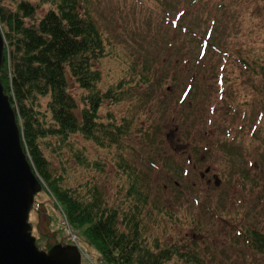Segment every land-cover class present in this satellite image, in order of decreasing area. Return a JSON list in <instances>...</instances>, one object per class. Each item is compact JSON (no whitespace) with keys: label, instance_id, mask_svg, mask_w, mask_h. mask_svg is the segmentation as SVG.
I'll list each match as a JSON object with an SVG mask.
<instances>
[{"label":"rangeland","instance_id":"rangeland-1","mask_svg":"<svg viewBox=\"0 0 264 264\" xmlns=\"http://www.w3.org/2000/svg\"><path fill=\"white\" fill-rule=\"evenodd\" d=\"M79 1L105 42L94 63L98 88L121 83L100 120L127 123L128 134L109 148L79 135L59 148L49 138L41 149L50 171L84 197L95 186L105 203L128 212L122 201L133 168L147 196L138 229L148 245L193 250L206 264H264L249 243L251 232L264 236V0ZM35 202L28 221L36 245L74 244L48 194L39 191ZM75 234L81 264H105Z\"/></svg>","mask_w":264,"mask_h":264},{"label":"trees","instance_id":"trees-1","mask_svg":"<svg viewBox=\"0 0 264 264\" xmlns=\"http://www.w3.org/2000/svg\"><path fill=\"white\" fill-rule=\"evenodd\" d=\"M5 1L0 0L5 41L0 82L16 112L28 160L73 233L81 231L105 264H206L193 250L180 253L176 246L160 247L157 241L148 245L138 229L147 196L136 186L135 169L131 168L135 184L122 201L128 212L105 203L95 186L85 198L78 188L63 186L64 178L50 171L41 149L49 138L56 139L59 148L69 146L67 139L74 135L99 148L121 146L128 124L118 125L112 116L102 122L99 115L104 102L119 101L121 83L104 91L98 88L100 74L94 63L105 55V42L79 0H37L35 5L33 0H14V8ZM41 6H47L43 13L37 12ZM69 82L81 91L79 95L70 90ZM41 100H47L46 114L40 112ZM73 158L79 166L89 167L76 153ZM119 222L127 231L119 229ZM249 243L264 254L263 235L251 232Z\"/></svg>","mask_w":264,"mask_h":264},{"label":"water","instance_id":"water-1","mask_svg":"<svg viewBox=\"0 0 264 264\" xmlns=\"http://www.w3.org/2000/svg\"><path fill=\"white\" fill-rule=\"evenodd\" d=\"M4 39L0 30V66ZM21 143L16 114L0 82V264H81L78 248L54 245L39 250L28 221L42 189Z\"/></svg>","mask_w":264,"mask_h":264},{"label":"built area","instance_id":"built-area-1","mask_svg":"<svg viewBox=\"0 0 264 264\" xmlns=\"http://www.w3.org/2000/svg\"><path fill=\"white\" fill-rule=\"evenodd\" d=\"M68 233H69V231H67ZM70 234V233H69ZM70 238H71V236H70ZM73 238H75L74 236H73Z\"/></svg>","mask_w":264,"mask_h":264}]
</instances>
